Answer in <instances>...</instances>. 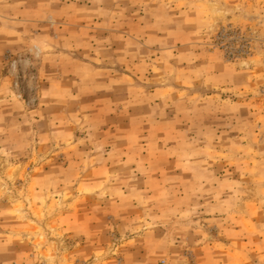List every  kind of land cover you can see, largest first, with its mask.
I'll return each mask as SVG.
<instances>
[{"label": "rangeland", "instance_id": "1", "mask_svg": "<svg viewBox=\"0 0 264 264\" xmlns=\"http://www.w3.org/2000/svg\"><path fill=\"white\" fill-rule=\"evenodd\" d=\"M0 264H264V0H0Z\"/></svg>", "mask_w": 264, "mask_h": 264}]
</instances>
